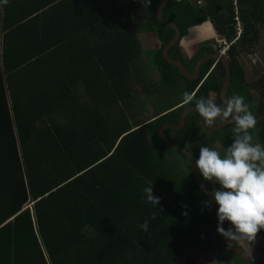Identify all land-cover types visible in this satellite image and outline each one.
<instances>
[{
    "label": "trees",
    "instance_id": "16d2710c",
    "mask_svg": "<svg viewBox=\"0 0 264 264\" xmlns=\"http://www.w3.org/2000/svg\"><path fill=\"white\" fill-rule=\"evenodd\" d=\"M122 1L0 4V264H195L184 254V241L203 233L219 249L209 237L218 221L207 215L209 197L186 155L180 152L189 170L183 178L178 166L156 161L158 148L171 149L161 127L178 124L195 100L179 109L183 99L174 102L145 124L130 115V105L157 91L163 98V88L172 90L177 82L195 99L207 98L220 92L224 66L215 59L205 63L202 77L217 62L197 89L200 79H188L164 56L176 36L157 18L164 0H152V15L140 28L133 27L132 5L123 8ZM164 18L179 25L182 40L192 27L212 36L213 25L218 40L231 42L229 92L245 98L264 146V75L248 81L238 59L260 39L264 0H171ZM152 30L160 45L146 54L161 78L143 86L140 97L131 82L142 56L138 32ZM193 48L179 42L170 54L193 66L202 56ZM199 117L189 115L188 124L198 126ZM234 126L219 140L226 148ZM198 153L199 147L196 158ZM149 186L160 198L155 207L145 202ZM145 220L147 231L140 227ZM258 234L264 237V229Z\"/></svg>",
    "mask_w": 264,
    "mask_h": 264
},
{
    "label": "clouds",
    "instance_id": "9594fccd",
    "mask_svg": "<svg viewBox=\"0 0 264 264\" xmlns=\"http://www.w3.org/2000/svg\"><path fill=\"white\" fill-rule=\"evenodd\" d=\"M7 2L0 0V4ZM182 99L184 104L195 100V110L209 127L214 126L217 118L232 117L235 126L226 154L222 157L217 150L201 146L195 167L204 180L219 185L211 191L218 206V233L228 241L255 240L264 229V146L252 143L249 132L257 124L256 117L241 95H232L224 107L217 105L212 96L195 99V92H184ZM143 192L146 203L154 207L160 203V198L153 195L152 186L145 187ZM211 202L208 200L206 206ZM225 222L231 227L225 229ZM148 223L145 220L140 227L147 231Z\"/></svg>",
    "mask_w": 264,
    "mask_h": 264
},
{
    "label": "rangeland",
    "instance_id": "374dc122",
    "mask_svg": "<svg viewBox=\"0 0 264 264\" xmlns=\"http://www.w3.org/2000/svg\"><path fill=\"white\" fill-rule=\"evenodd\" d=\"M150 3H152V0H124L120 5L123 8L132 5L133 27L140 28L142 22L145 21L146 18L148 19L150 15H152V8H150ZM212 32L214 33L215 31L212 29V31H210L209 33ZM205 33H200L192 27L189 31V35H187L183 39L182 43L190 45L191 43H193V45L195 46V44L199 41H204L206 39L207 35H205ZM138 37L141 42L142 56L137 62L136 70L133 72V78L131 82L132 85H134V90L137 92V95L140 94L141 97V95H144L142 91L143 86L147 85V83L149 82H158L161 78L159 70L153 64V62L150 61V57L146 54L147 50H153L159 47L160 42L157 33L153 30L148 32L139 31ZM221 41L222 39L217 40L218 43H220ZM240 61L247 71L246 79L248 81H255L257 78L264 75V27L261 28V34L258 43L254 47H252L249 52H245L240 55ZM178 80L180 81V77H178ZM177 85L179 88L174 86L172 87V90L167 87L163 88V98L159 97L158 91L156 95L153 94L154 97L152 98H147L145 96L141 98L138 97L137 102L130 105V115L132 114L138 122H142L148 119H152L155 115L157 116L158 110H164V108H166L168 105H171L174 102L181 101L182 94L185 92V86L184 83L180 85V83L178 82ZM177 88L178 90H176ZM169 90H171V94L168 97V100L166 99V96ZM253 93L256 100H258L257 93ZM260 124L264 123L259 121V125ZM256 128H259V126H255V128L249 130L250 134L253 137L252 143L254 144L259 143L257 138L258 130H256ZM225 132L226 129H223L219 131V133H211L214 134L211 135L206 130L204 121L202 120L201 124L198 125V128H195V131L186 129L181 133H174V136L178 138V140L176 139V142L179 145L185 146L195 153L197 147L200 148L201 146H208L210 148L213 144L211 148L217 150L223 157L226 154L227 148L224 147L219 140L225 135ZM171 134L173 135V133ZM192 144L194 145V148ZM223 150L225 151V154ZM156 161L158 163H161V161L165 162L168 164V166L171 167L178 166L179 169L177 168V174L180 176L179 178H183L185 174L189 173L188 165L184 156L180 154V152L174 151L172 149L168 148L163 150L158 148V150L156 151ZM218 187L219 185L213 183V188ZM165 195L168 197L169 193L166 192ZM206 237L207 234L205 235L203 233L202 236L200 235L194 239L189 238L184 241V246L186 247L184 249V254L190 256L193 261H195V264H245L244 259L240 255L219 251V249L217 248L216 250L223 253V256H216L213 250L214 248L209 245ZM223 239L227 240L224 237ZM235 242L249 247L250 253L253 258L262 257L261 259L262 261H264V237L260 236L258 233L255 240H242ZM204 251H206L207 254ZM198 252L204 255L199 257Z\"/></svg>",
    "mask_w": 264,
    "mask_h": 264
},
{
    "label": "water",
    "instance_id": "95a60500",
    "mask_svg": "<svg viewBox=\"0 0 264 264\" xmlns=\"http://www.w3.org/2000/svg\"><path fill=\"white\" fill-rule=\"evenodd\" d=\"M170 1L171 0H164L162 2V4L160 5L158 11H157V18L159 19V21L161 23H163L164 25H167V26H170V27H173V28L176 29V36H175V38L169 44H167L164 47V56H165V58L170 63L176 65L182 71V73L186 77H188L189 79H196V78H198V75L197 74L200 72L202 64L210 56L203 57L202 59H200L197 62V65H196L197 74L195 75V74H192V73L189 72L187 66L185 65V63L181 59L176 58V57H173L170 54L171 49L175 45H177L179 42L182 41V30L179 27V25L176 24V23H173V22H171L169 20H165V18H164V11H165V9H166V7H167V5L169 4ZM196 26H198V25H196ZM214 56L216 57V59H220L221 58L224 61L225 68H226L225 81H224V85H223L222 92H221V98L225 102L227 100L226 93H227V90H228V88L230 86V83H231V66H230V63L228 61L227 55H225V54H218L217 53ZM211 57H213V55ZM191 112H197L195 110V107H191V108L187 109V111L182 115L180 125L164 124L161 127L159 133H160V137L163 140V142L165 143V145H167L168 147H170L171 149H173L175 151L184 153L186 155V157L189 160V163L191 165V168H192L193 175L195 177L196 183L198 184V186L200 187V189L206 195H208L209 199L212 201L211 204L209 205L208 209H207V215H208V217H209L210 220H212V221H218V218H217V216L214 213V209H215L216 203L214 201V198L211 196L212 189L204 184L203 179H202V176L200 175L198 169L195 167V159H196L195 156L187 148H185L183 146H180L177 143H175L172 139H169L167 137V134H166V132H167L168 129H173V130L183 129L185 127V124H186L187 115L190 114ZM232 123H233V121H232V118H231V119L225 120L224 122H222L221 124H219L217 127H212V126L209 127L207 125L206 126L211 131H215V130H219L221 128H224L227 125L232 124ZM229 227H231V225L226 226L224 228L225 229H228ZM219 236H220V234L218 233L217 230L212 231L209 234V237H210V239H211V241H212V243H213L214 246L220 247V248L225 249V250H228V251L237 252L238 254H241L243 256V258L245 259V264H254L252 262V259H251L250 255L248 254V252H246L245 248H243L242 246H240V247H234L232 245H227V244L223 243L219 239Z\"/></svg>",
    "mask_w": 264,
    "mask_h": 264
},
{
    "label": "flooded vegetation",
    "instance_id": "af4514ba",
    "mask_svg": "<svg viewBox=\"0 0 264 264\" xmlns=\"http://www.w3.org/2000/svg\"><path fill=\"white\" fill-rule=\"evenodd\" d=\"M207 22H210V21H207ZM211 23V22H210ZM211 25H212V23H211ZM212 27H213V30L215 31L214 33H213V35L210 37H206V39L204 40V41H199L198 43H196L195 44V46H194V48L192 49V51L196 54L197 52H199V53H202V56L201 57H199L198 59H197V61L195 62V64L192 66L191 64H189V66L187 67L188 68V70H189V72L190 73H192V74H197V71H196V65H197V62L200 60V59H202L203 57H207V56H210L203 64H202V66H201V70H200V72L197 74L198 75V78H196V79H190V80H199L200 79V83H199V85H198V87H197V89L202 85V83H203V81H205L209 76H210V74L211 73H213V71H214V69H215V64L217 63V62H219L220 61V63H222L223 64V66H224V69H225V73H226V68H225V64H224V61L220 58V59H216V57L214 56L215 54H225V53H222V51H221V48H222V43H218L217 42V40H218V38H217V32H216V30H215V28H214V26L212 25ZM213 37V38H212ZM181 42H183V40L181 41ZM176 46V45H175ZM202 46H205V47H208L206 50H201V47ZM209 48H211V49H209ZM229 50V49H228ZM213 55V57H211ZM225 55H227V54H225ZM192 57H193V55H189V59L191 58L192 59ZM227 57H228V61H229V63H230V57H229V55H227ZM216 60L217 62L215 63V64H212L211 66V69L202 77V68H203V65L205 64V63H207L208 61H210V60ZM238 59H240V56H238ZM192 62V61H191ZM241 62V61H240ZM241 64H242V62H241ZM192 66V67H191ZM230 66H231V63H230ZM191 67V68H190ZM246 74H247V71H246ZM188 78V77H187ZM246 78H247V76H246ZM189 79V78H188ZM224 81H225V78H224ZM224 81H222V87H221V89H220V92L219 93H217V92H212L211 93V96L212 97H214V99H215V102L217 103V105H219V106H221V107H224L225 106V103H224V101L222 100V98H221V92H222V88H223V85H224ZM231 85H232V70H231V83H230V86H229V88H228V90H227V93H226V98L228 99V98H230L232 95H235V94H233V93H231V92H229V90H230V87H231ZM183 105V106H182ZM188 104H181V105H179L178 107H176V109H179L181 106L182 107H184V106H187ZM191 107H195V106H187L185 109H184V111L182 112V115L187 111V109H189V108H191ZM166 113H168V112H166ZM165 113V114H166ZM196 112H191L190 114H188L187 115V118H188V116L189 115H192V114H195ZM182 115H181V117H182ZM232 117H228L227 119H223V118H218L217 119V122H215V124H214V126H212V127H217L219 124H221L222 122H224L225 120H228V119H231ZM203 120V118L202 117H199V121H198V124L197 125H200L201 124V121ZM219 120V121H218ZM180 123H181V118H180V122L178 123V124H173V123H166V124H173V125H180ZM232 124H234V123H232ZM232 124H229V125H227L226 127H228V126H230V125H232ZM204 125H205V128H206V130L211 134V133H214V134H217V133H219V131H221V130H223V129H225L226 127H224V128H221V129H219V130H215V131H211L207 126H206V124L204 123ZM195 128H198V126H196V127H191L189 124H188V119H186V124H185V127L183 128V129H180V130H173V129H168L167 130V132H166V134H167V137L169 138V139H172L175 143H177L176 142V139L178 140V138H176L175 136H174V133H181V132H183V131H185L186 129H190V130H192V131H195ZM168 131H169V133H168ZM171 131H174V132H171ZM218 131V132H217ZM173 133V135L171 134V133ZM217 132V133H216ZM214 134H211V135H214ZM212 139V138H211ZM178 144V143H177ZM179 145V144H178ZM180 146H182V145H180ZM183 147H185V146H183ZM208 147V146H207ZM186 148V147H185ZM188 149V148H187ZM188 150H190V149H188ZM191 151V150H190ZM192 152V151H191ZM193 153V152H192ZM184 154V153H183ZM194 155V154H193ZM195 156V155H194ZM187 158V157H186ZM196 158V157H195ZM188 160V159H187ZM188 162H189V160H188ZM190 164V163H189ZM203 180H204V178H202ZM204 182H205V180H204ZM210 188L211 189H213V182H211V184H210ZM210 200V199H209ZM208 207H209V205H208ZM214 213H215V209H214ZM216 215V214H215ZM230 225V224H229ZM228 225V226H229ZM224 227H226V226H224ZM215 230H217V229H215ZM215 230H213V231H215ZM211 233V232H210ZM221 236V235H220ZM220 236H219V239L223 242V243H225V244H227V245H232V246H234V247H240V246H242L243 248H245V250H246V252H248V254L250 255V257H251V259H252V262L254 263V264H264V261H262V257H258V258H253L252 257V255H251V253H250V249H249V247H247V246H245V245H242V244H240V243H237V242H235V241H227V240H224L223 238H220ZM189 239V238H188ZM219 248V251H223V252H227V253H234V254H238L237 252H234V251H228V250H225V249H222V248H220V247H218ZM207 251V250H206ZM206 251H204L206 254H207V252ZM219 251H217L216 249L214 250V252H215V254H216V256H223V253H221V252H219ZM204 254H202V253H200V255H199V257H201V256H203ZM225 255V254H224ZM238 255H240L242 258H243V256L241 255V254H238ZM244 259V258H243ZM244 262H245V259H244Z\"/></svg>",
    "mask_w": 264,
    "mask_h": 264
},
{
    "label": "built area",
    "instance_id": "2783aa9c",
    "mask_svg": "<svg viewBox=\"0 0 264 264\" xmlns=\"http://www.w3.org/2000/svg\"><path fill=\"white\" fill-rule=\"evenodd\" d=\"M201 4V3H199ZM237 18H235L236 22H237V28H238V34H241L243 32V23L241 21L240 18H238V12H236ZM222 48L221 51L222 53L227 54L228 53V49L230 47L231 42L227 41L226 38H222Z\"/></svg>",
    "mask_w": 264,
    "mask_h": 264
},
{
    "label": "crops",
    "instance_id": "0c3cea01",
    "mask_svg": "<svg viewBox=\"0 0 264 264\" xmlns=\"http://www.w3.org/2000/svg\"><path fill=\"white\" fill-rule=\"evenodd\" d=\"M155 119H156V117L152 118V120H155ZM147 121H148V120H147ZM147 121H145L144 124H145Z\"/></svg>",
    "mask_w": 264,
    "mask_h": 264
}]
</instances>
